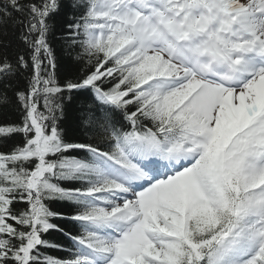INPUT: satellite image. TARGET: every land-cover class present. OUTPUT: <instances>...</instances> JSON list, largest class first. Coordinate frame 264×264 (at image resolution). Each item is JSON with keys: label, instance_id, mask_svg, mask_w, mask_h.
<instances>
[{"label": "snow or ice", "instance_id": "obj_1", "mask_svg": "<svg viewBox=\"0 0 264 264\" xmlns=\"http://www.w3.org/2000/svg\"><path fill=\"white\" fill-rule=\"evenodd\" d=\"M12 98L0 264H264V0H0Z\"/></svg>", "mask_w": 264, "mask_h": 264}, {"label": "trees", "instance_id": "obj_2", "mask_svg": "<svg viewBox=\"0 0 264 264\" xmlns=\"http://www.w3.org/2000/svg\"><path fill=\"white\" fill-rule=\"evenodd\" d=\"M64 21L62 18H57V32H59L61 26L63 25ZM6 39H10L12 41V46L7 49V52L9 55L14 56L17 51H20L23 48V45L19 43V41L16 40L14 35H10ZM54 47L56 48L57 52V74L58 77L61 79L74 76L78 74L81 70V65L77 62H75L72 59V54H70L67 50L63 49L61 43L59 40H54ZM16 83L19 87L23 88L26 84V80L24 76H20L17 78ZM9 96L11 97L12 94L9 92ZM77 105L73 104L68 109L67 119H66V127L70 130V132L77 127ZM20 118L19 113L17 111L16 105L14 103V98H12L11 102L7 104H0V124L6 123V122H14L18 121ZM78 135L83 136V130L81 129L78 133ZM20 137H14L7 141L6 145H0V150H8L13 144L18 143L20 141ZM72 155L81 156L82 153H71ZM51 207L53 210L56 211H63L67 212V206L64 202L60 201H53L51 204ZM58 223H63L62 221H55ZM73 229L75 230L76 226L72 225ZM47 239L55 242H62L63 237L61 234L57 232H51L47 237ZM50 254L55 256H62L64 253L58 252L55 250H50Z\"/></svg>", "mask_w": 264, "mask_h": 264}]
</instances>
